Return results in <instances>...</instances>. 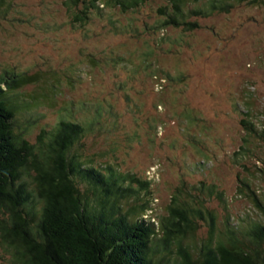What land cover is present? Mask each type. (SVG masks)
I'll list each match as a JSON object with an SVG mask.
<instances>
[{
	"label": "rangeland",
	"instance_id": "obj_1",
	"mask_svg": "<svg viewBox=\"0 0 264 264\" xmlns=\"http://www.w3.org/2000/svg\"><path fill=\"white\" fill-rule=\"evenodd\" d=\"M10 2V11L0 15V69L44 76L46 101L30 102L22 114V122H33L27 134L31 144L37 143L41 130L51 131L60 116L91 119L101 107V126L83 140L85 153L97 156V164L111 163L153 180L157 214L164 212L182 182L217 184L230 213L247 207L234 198L235 177L243 173L233 154L246 138L240 120L247 107L255 123L264 126V5L245 1L229 12L191 18L188 21L198 25L194 31L180 35V29L170 27L164 33L173 41L182 36L185 42H164L159 49L154 43L159 36L147 27L161 18L158 9L166 4L162 0L127 13L100 5V15L92 13L84 24L72 22L64 0ZM148 46L162 70L140 66L136 52ZM128 55H134L132 64ZM155 69L157 78L150 74ZM53 71L68 75L71 86L62 80L53 88L47 77ZM166 74L186 76L174 82ZM33 86L24 89L31 92ZM53 90L58 93L54 105ZM182 112L194 115L195 124L183 120ZM194 136L202 146L195 148L189 141ZM250 148V167L262 168V146L252 143ZM210 208L215 210V201ZM206 233L201 224L197 238ZM0 255L6 256L2 250Z\"/></svg>",
	"mask_w": 264,
	"mask_h": 264
},
{
	"label": "trees",
	"instance_id": "obj_2",
	"mask_svg": "<svg viewBox=\"0 0 264 264\" xmlns=\"http://www.w3.org/2000/svg\"><path fill=\"white\" fill-rule=\"evenodd\" d=\"M148 1L64 0V6L72 22L84 24L92 13L100 15V5L127 13ZM162 1L166 4L158 9L161 18L147 27L159 36L154 42L159 49L164 42L183 43L182 36L173 41L164 33L170 27L180 29V35L194 31L198 25L189 22L191 18L229 12L245 1L264 5V0ZM10 7V0H0V15ZM129 27L138 34L137 27ZM147 48L136 52L140 66L146 71L160 69L152 47ZM129 57L132 64L134 55ZM157 71L150 74L157 78ZM185 76L165 75L174 82ZM47 77L53 88L62 80L71 86L63 73L53 71ZM43 78L36 72L0 69V250L6 255H0V264H264V186L259 185L264 184V126L255 123L250 107L240 120L246 138L233 154L243 173L235 177L234 198L247 207L230 213L217 184L182 182L164 212L157 214L153 180L111 163L97 164V156L85 153L83 140L101 126V107L91 119L60 116L51 131L41 130L36 144L28 141L33 122H22V114L30 102L46 101ZM29 84H34L31 92L24 89ZM57 94L53 90V105ZM182 118L191 125L197 120L183 112ZM116 127L114 123L112 128ZM189 141L195 148L202 146L195 136ZM252 143L263 148L262 168L250 167ZM212 201L215 210L210 208ZM201 224L207 233L198 239Z\"/></svg>",
	"mask_w": 264,
	"mask_h": 264
}]
</instances>
